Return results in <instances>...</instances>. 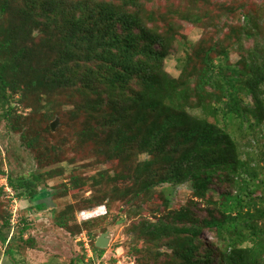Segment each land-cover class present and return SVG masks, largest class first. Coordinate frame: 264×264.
I'll return each instance as SVG.
<instances>
[{"label":"trees","instance_id":"obj_1","mask_svg":"<svg viewBox=\"0 0 264 264\" xmlns=\"http://www.w3.org/2000/svg\"><path fill=\"white\" fill-rule=\"evenodd\" d=\"M75 4L80 16L59 27L51 15L55 0H0V119L5 127L19 135L22 146L33 148L36 115L40 108L51 107V96L66 86L70 97L80 98L71 102L72 112L98 119L86 125L83 136L100 146L98 151L109 160L131 154L127 169L113 175L104 169L84 177L74 167L65 188H89V208L109 206L97 194L102 180L133 181L136 197L144 191L152 194L158 186L190 182L189 204L172 208L166 197L167 211H155V217L133 226L135 244L114 249L110 261L123 248L136 264L166 256L168 264H264L263 18L245 11L243 24H234L232 7L210 0H172L163 12L147 10L137 0H123L120 6L106 0ZM178 20L225 27L221 39L228 44L217 36L209 43L179 42L185 48L178 59L183 68L174 78L165 71V59L169 46L179 41ZM117 23L125 30L116 31ZM34 29L41 33L38 43L31 41ZM248 40L252 45L246 47ZM233 49L240 53L235 64L229 60ZM193 58L197 64H192ZM105 60L109 65L99 63ZM117 86L131 89L126 94L129 104H117ZM86 91L96 99L83 98ZM247 94L253 97L251 103L244 100ZM124 112L130 113L127 119L121 118ZM110 125L113 129L103 139ZM249 140L254 145L245 148ZM56 146L60 149L61 144ZM45 173H32L28 179L13 178L11 171L7 179L13 190H28L26 196L32 198L35 191L30 187L52 171ZM191 203L201 204L204 218L196 217ZM73 217L69 206L55 221L68 228ZM90 220H85L86 227L92 225ZM11 228L10 219L0 217V264H24L16 241L26 227L9 238ZM205 229L214 234L216 247L209 244L201 250L197 237ZM90 247L99 253L90 257L95 264L104 249L95 242Z\"/></svg>","mask_w":264,"mask_h":264},{"label":"rangeland","instance_id":"obj_2","mask_svg":"<svg viewBox=\"0 0 264 264\" xmlns=\"http://www.w3.org/2000/svg\"><path fill=\"white\" fill-rule=\"evenodd\" d=\"M77 1L55 0L51 15H54L57 21L56 25L66 21L73 23L80 16V10L72 7L76 5ZM106 1H112L117 6L123 5V0ZM137 1L138 5H144L147 10L153 9L163 12L172 0ZM210 1L231 6L232 22L237 25L243 24V12L253 11L261 20L263 18L262 25L264 29V0ZM174 2L178 3V1ZM214 8L218 10L220 6ZM68 13L72 14L69 16ZM178 25L181 33L177 36L179 41L172 44L174 48L169 46L165 59V71L174 78L179 77L183 68L180 66L178 59L184 54L185 48L180 46L179 42L185 44V41H187L191 45L200 41L209 43L215 36L221 39L227 32L225 27L219 28L207 23L193 24L178 20ZM61 26L60 23L59 27ZM122 29L125 30L119 23L115 24L116 31ZM56 30L58 32V28ZM110 32L111 29L109 28L107 34ZM33 34L34 38L32 37L31 41L38 43L41 36L39 29H34ZM224 39L221 40L224 44H228ZM250 45H252V40L245 42L246 47ZM239 58L240 53L233 49L230 53V62L235 64ZM99 63L109 65L107 60ZM197 63V59L193 58L192 64ZM94 67L98 68L97 65ZM102 67L99 69H102ZM119 84H122V82ZM99 88H102V86L100 85ZM130 90L128 87L121 88L117 86L115 93L118 92V105L129 104L126 94ZM68 94L69 88L66 89V86L59 87L57 92L51 96V107H48V109L40 108L41 103L35 104L37 108L42 110L36 115L37 122H34L31 126V139L33 138L32 140L35 141L33 148H30L31 150L27 149L25 144L22 146L19 135L9 131L5 127V120L0 119V217L2 219L8 217L12 223L13 228L10 230L9 238L12 234L19 235L21 229L26 227L22 238H18L16 241V248L24 264H90L92 260L83 246L84 238H88L92 246L101 233L110 231V244L102 253L108 259L117 247H131L135 244L130 230L133 226L139 227L141 225L139 222L150 215L151 217L154 216L155 211L156 214H163L167 211L166 197H169L170 207L178 208L185 203L189 204L193 194L190 182H186L178 186L169 184L158 186L152 194L144 191L136 197L134 187L137 184L133 181L130 183L128 181L102 180V184L100 182L99 186L102 192L97 194L100 197L104 196L105 200L109 201V206L101 205L89 208V200L87 199L91 194L89 188L84 187V185L76 189L67 190L65 188L66 183H69L70 175L73 174L74 167H78L75 173L84 177L97 175L98 171L104 169H108L113 175L117 171L127 169L126 166L130 165L131 154L120 153V155H116L118 159L109 160L106 154L99 152L100 146L94 144L89 138L87 140L82 134V130L85 129L86 125H94L98 119L94 116L91 117V115L87 117L86 114L75 115L72 112L71 102L80 98H72ZM96 97L88 91L83 95V98L88 101H93ZM252 99L251 94L244 95L245 102L251 103ZM129 114L124 112L123 115L125 116L121 118L127 119ZM97 117L99 116L97 115ZM54 121H56L55 129L51 126ZM105 127L104 131L101 130L103 131V139L109 136L108 132L113 129V125ZM96 143L98 142L96 141ZM57 144H61L60 149L57 148ZM253 145V142L249 140V144H244V147L251 148ZM126 147L130 149L129 145ZM48 170L52 171L50 175L41 177L38 184L30 187L31 191L32 189L35 191L32 198L26 196L29 191L25 189H20L21 196L18 195L19 192L10 187L7 179V173L11 171L13 178L25 176L29 179L32 173L46 174L45 171ZM159 171L162 172L160 169ZM51 175L53 176L50 177ZM116 187L123 188L115 191ZM221 187L217 186L215 188L220 191ZM69 206H71L75 218L73 217L70 220L68 228L60 227L55 218L60 213L65 212ZM190 207L198 215L196 217H205L206 212L201 204L191 203ZM92 214L102 215L89 217ZM87 219H91V226L86 227L84 224ZM80 237L83 242L79 240ZM25 239H29L28 243ZM198 239L202 241L201 250H204L209 244L215 246L213 242L215 239L214 234L207 229L198 235ZM162 246L164 248L166 245L163 244ZM98 255L99 253L94 252L92 257L95 258ZM211 255L215 258L218 257L215 252ZM168 257H162L155 263L152 259L147 260L146 258L144 264H168ZM10 262L6 264H11L12 262Z\"/></svg>","mask_w":264,"mask_h":264},{"label":"built area","instance_id":"obj_3","mask_svg":"<svg viewBox=\"0 0 264 264\" xmlns=\"http://www.w3.org/2000/svg\"><path fill=\"white\" fill-rule=\"evenodd\" d=\"M83 246L85 247L88 256L92 257V248L90 247V241L88 238H84ZM114 256L116 258L114 261H110V257L106 259L105 256H103L102 260L96 261L95 264H136L135 259L132 256L124 254L123 248H118Z\"/></svg>","mask_w":264,"mask_h":264},{"label":"water","instance_id":"obj_4","mask_svg":"<svg viewBox=\"0 0 264 264\" xmlns=\"http://www.w3.org/2000/svg\"><path fill=\"white\" fill-rule=\"evenodd\" d=\"M55 124H56V121L51 123V126L53 129H55V126H56ZM110 241H111V232L110 231L103 232L97 237L95 241V245L99 248L105 249L109 246Z\"/></svg>","mask_w":264,"mask_h":264}]
</instances>
